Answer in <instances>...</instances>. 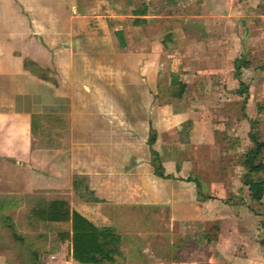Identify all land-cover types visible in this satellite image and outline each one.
I'll return each mask as SVG.
<instances>
[{"label":"rangeland","instance_id":"rangeland-1","mask_svg":"<svg viewBox=\"0 0 264 264\" xmlns=\"http://www.w3.org/2000/svg\"><path fill=\"white\" fill-rule=\"evenodd\" d=\"M65 1L67 4L75 3L74 0ZM99 1L77 0L81 12L90 16L87 15L79 23L81 33L78 37L75 35L84 44L79 54L81 56L73 57L75 66L72 75L76 79L73 83V114L66 118L36 119L34 123L37 129L33 135L35 148L38 146L42 149L45 144L58 148L57 141L68 138V145L72 143L73 151L79 152L78 157L73 158L77 163L89 162L88 152L81 155L80 149L89 151L90 147L93 157L110 151L113 159L117 158V154L127 151H137L138 154H145V157L150 153L149 162L155 170L160 158L154 160L151 153L155 149H152L151 144V119L149 123L147 117L156 107L164 106L171 98L177 97V87L171 85V74L179 79V75L168 68L170 59L161 58L158 54L180 48L185 56L188 55L184 57L189 59L188 62L203 66L198 68V79L207 78V84L212 81L203 89L206 91H203V95L210 94L208 98L211 101L206 104L213 106L209 107L211 112L208 116L211 119L204 125L208 133L194 136L204 145L194 147L198 156H195L197 160L193 174L199 176L204 187L207 185L209 190L219 193L225 200L230 197L235 203L241 198L245 201L242 204H229L222 198V201L208 199L194 202L192 211L183 212V217L177 218L179 225L168 212L162 213L160 226L153 222L152 217L149 223L153 227L147 225L151 230L144 232V237H121V253L116 256L115 261L118 263L115 264H264V196L261 202L251 200L242 183L245 171L242 154L251 144L248 132H257L264 139V0H146L147 4L145 2L143 7H139L145 9L146 14L144 22L140 23L145 34L143 41H136L135 33L128 36L126 31L127 26H134L133 20L137 17L132 7L142 4V0H131L129 3L127 0H104L105 3L97 6ZM65 8L69 14L79 12L74 5H66ZM49 10L51 16H59L62 5H50ZM122 14H127L126 18L120 17ZM116 26L123 27V37L128 44L124 48H121L118 37L114 35ZM66 43L71 44L69 39ZM138 46L144 47L145 54L137 51ZM242 55L248 61V66L241 70L237 78L234 60ZM28 63L36 73L51 74L54 79H59V71L41 69L33 62ZM172 63L175 64L174 61ZM182 64L184 66V62ZM195 65L193 72L198 70ZM157 70L169 73V80L167 76L155 77ZM66 72L63 71V79L67 81L70 75H66ZM141 78H144L145 87H134L137 82H143ZM239 78L247 84L246 92H242ZM160 79L168 82L164 81L155 87V82ZM58 127L60 130H57ZM88 130L94 132L89 133ZM91 139L100 143L91 145ZM60 155L63 159L68 157L59 150L55 151L50 155L51 163L61 159ZM111 159L108 157L106 161L110 163ZM262 161L264 163V151ZM116 162L113 161L112 170L115 171V180L120 181L118 175L122 176L121 166ZM34 164V193L24 202L25 206H29L28 212L16 214L17 220L22 222L32 219L30 207L39 201L56 199L54 197L59 192L62 195L64 191H70L73 183L86 184L85 180L76 179V172L72 177L63 172V176H58L55 166L43 161ZM82 168L87 169L86 166ZM147 170L140 172L139 176L147 175ZM261 175L264 177V170ZM47 177L53 181L62 177V181L60 185L55 184L53 190H47L44 188ZM160 177L166 185V181L170 182L169 186L173 189H185V185H181L184 179L179 175L166 174L165 168L164 176ZM133 179L130 185L134 189L138 185V178ZM162 192L165 196V190ZM64 195L67 199L72 198L75 207L93 200L86 192L84 197L78 195V199L69 193ZM169 199L165 197L161 200L169 204ZM2 200L7 201L4 198ZM76 200L80 204H76ZM112 200L123 202L129 207L130 216L138 218L137 195L131 194L129 197L126 192L123 198ZM13 215L15 213L10 211L5 213L3 222L13 225ZM183 220L188 221L187 229L179 228ZM202 220L204 222L201 224L199 221ZM128 221L125 213L122 224ZM219 222L223 226L220 230ZM134 223L139 224V219ZM204 231L207 233L202 236Z\"/></svg>","mask_w":264,"mask_h":264},{"label":"crops","instance_id":"crops-1","mask_svg":"<svg viewBox=\"0 0 264 264\" xmlns=\"http://www.w3.org/2000/svg\"><path fill=\"white\" fill-rule=\"evenodd\" d=\"M74 1L75 3L67 4L65 0H54L53 2L49 0H0V199H7V201H0V214L2 215V218L0 215V264H81L69 255L70 241L59 240L57 237L58 232L71 231L70 222H35L30 218L24 222L17 220L16 214L28 212L27 207L29 206H25L24 202H27L34 193L33 174L36 161L55 166L58 176H63L61 175L63 172L72 177L76 172L75 174H78L76 179H83L86 184L82 186L79 183H73L70 191H64L62 195L59 192L54 198L67 200L72 209L81 213L98 227L113 226L117 234L126 238L140 237L139 235L143 236L144 232H148L147 230L150 231L147 225L152 226L149 223L152 217L153 222L160 226L163 212L173 215L175 222L179 225L177 218L183 217V212L192 211L194 202L200 203L208 200L200 198L202 192L215 195L217 200L222 201L223 198L219 196V193L215 194L213 190H209L207 185L204 187L199 176L193 174L197 160L195 156H198L194 147L204 145L194 136L208 133L204 125L211 119V116H208L211 112L209 107L213 106L206 104L211 101L208 98L210 94L203 95V91L206 92L203 89L212 81L207 84V78L198 79L197 76H200L198 68H203V66L188 62L189 59L184 58L188 55L185 56L180 48L167 50L166 53L162 55L159 53L158 56L170 59L168 68L179 75L182 95L171 98L164 106L156 107L147 119L149 118L148 122L151 119L149 123L154 129L151 139L152 149L158 153L166 174L176 177L179 175L184 179L181 180V185L183 187L185 185L184 190L173 189L169 186L170 182L166 181L168 183L166 185L163 178L157 176L149 162L150 153H147L145 157V154H138L137 151H127L125 154H117L114 160L112 151L100 153L99 157H93L90 147L89 151L80 149L81 155L88 152L90 156L89 162H83V165L82 162L77 163V160L73 159L78 157L79 152L73 151L72 143L68 145V138L59 139L57 143L60 147L58 148L49 144L43 145L42 149L38 146L35 148L33 135L37 129L34 123L36 119L41 117L66 118L73 114V83L76 80L72 75V69L75 66V64L73 66V57L81 56L79 54L82 53L81 47L84 44L83 40L81 43L75 35L77 34L76 37H78L81 33L79 23L84 21L88 15L83 14L77 5V0ZM129 2L131 0H127V3ZM145 2L147 4L146 0H142V4L135 5L132 10L139 9L141 5L143 7ZM102 3L105 1L100 0L97 6ZM50 5L55 7L62 5L59 16H51L48 13ZM66 5L70 7L74 5L79 12L66 13ZM126 15L122 14L120 17L126 18ZM137 17L145 20L146 14H139ZM141 27L142 24L127 26V35L132 36V33H135L136 41L137 39L143 41L145 34ZM117 30L123 32V27H115V36ZM67 39L70 40V45H67ZM126 45L128 44L125 40V45L120 46L124 48ZM137 51L145 54L142 46H138ZM176 55H179L177 59ZM28 62L37 64L41 69L59 71V79H54L51 74L36 73ZM193 65L197 67V72H193L195 70ZM65 70H67L66 75H70V80L63 79ZM165 76L169 80V73H162L159 70L155 72L157 78ZM195 78L196 81H194ZM141 79L143 82L139 80L141 82H137L134 87L141 85L145 87L144 78ZM164 81L157 80L155 87ZM138 120L140 121L139 118ZM57 130L60 128L58 127ZM88 132L94 131L88 130ZM99 143V141L92 140L91 145ZM58 150L70 158L63 159L60 155L61 159H56L54 163H51L50 155ZM108 157L112 158L110 163L106 161ZM131 160L132 164H130ZM113 161H117L116 164L119 163L121 166L122 176L118 175L120 181L115 180L116 176L113 174L115 171L112 170ZM83 166L87 169L82 168ZM146 168L149 169L147 175L139 176V173ZM134 173L138 175L135 176ZM134 177L138 178V185L133 189L130 182L134 181ZM187 177L196 178L202 186L198 187L194 181H187ZM61 178L58 177L54 181L49 177L45 178L44 188L53 190L55 184L60 185ZM163 190H165V196H163ZM85 192L89 197H93V200L89 204L87 202L80 204V201L76 200L80 208L74 206L72 198L67 199L64 195L69 193L78 199V195L81 194L84 197ZM126 192L129 197L131 194L138 197V201L136 200L139 208L138 218L130 216V209L123 202L112 200L123 198ZM165 197L170 198L169 204L161 200ZM207 206L208 203L205 207ZM8 210L10 213H15L12 217L13 225L3 222ZM125 213L129 221L127 224H122ZM138 219L139 224L134 223ZM131 220L134 222L132 223ZM186 222L188 221L183 220L179 228L187 229L188 223ZM199 222L202 224L204 221ZM219 223L220 230L223 226L222 222ZM116 262L118 263V261L114 263Z\"/></svg>","mask_w":264,"mask_h":264},{"label":"trees","instance_id":"trees-1","mask_svg":"<svg viewBox=\"0 0 264 264\" xmlns=\"http://www.w3.org/2000/svg\"><path fill=\"white\" fill-rule=\"evenodd\" d=\"M135 16L145 14V9H134ZM144 22V19L133 20V24L137 25ZM121 46L125 45L122 30L115 31ZM248 61L245 56H241L234 60L235 76L238 78L241 75V70L247 68ZM171 85L177 87L175 96L182 95V83L178 77L171 74ZM239 85L243 88L242 92L247 91V84L239 78ZM153 128L150 125V132L153 133ZM248 136L250 145L242 154L244 175L242 183L246 186V191L251 200L261 202L264 196V177L261 172L264 170V163L262 161V152L264 151V139H261L257 132L249 131ZM154 160L159 159L156 151L152 150ZM155 167L154 172L159 176H164V168L159 162ZM167 176V175H166ZM187 181H194L198 187L202 184L194 177H187ZM202 199H215L216 196L210 193H201ZM223 200H225L223 198ZM244 199L238 200V203L233 202L229 197L225 203L242 204ZM30 216L35 222H70V232H58L59 240L70 241V257L81 264H115L114 256L119 253L121 245V236L116 233L113 226L98 227L89 219L84 217L78 211L72 209L65 199H53L51 201H39L38 204L30 208ZM262 226L264 227V217L262 219ZM218 228V226H216ZM204 231L203 234H206ZM205 236V235H204Z\"/></svg>","mask_w":264,"mask_h":264},{"label":"water","instance_id":"water-1","mask_svg":"<svg viewBox=\"0 0 264 264\" xmlns=\"http://www.w3.org/2000/svg\"><path fill=\"white\" fill-rule=\"evenodd\" d=\"M241 22H242V24H244V23H245V22H244V20H242Z\"/></svg>","mask_w":264,"mask_h":264}]
</instances>
